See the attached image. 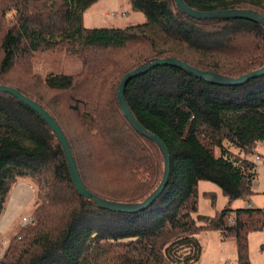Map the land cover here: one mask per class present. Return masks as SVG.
Here are the masks:
<instances>
[{
    "label": "trees",
    "instance_id": "16d2710c",
    "mask_svg": "<svg viewBox=\"0 0 264 264\" xmlns=\"http://www.w3.org/2000/svg\"><path fill=\"white\" fill-rule=\"evenodd\" d=\"M128 1L144 23L89 29L83 13L97 0H0V85L52 116L87 191L132 204L160 185L163 155L124 118L116 96L120 79L143 63L167 58L241 78L264 67V28L246 19L194 20L174 0ZM182 3L198 12L250 9L264 15V0ZM55 49L76 55L81 72L39 79L23 66L22 78L8 76L17 61L23 65L33 53ZM118 51L128 53L117 58ZM35 84L55 96L43 102L31 91ZM123 96L138 124L163 142L170 167L159 197L132 214L102 210L80 197L50 128L0 92V217L20 180L34 182L38 200L31 221L8 239L0 264H192L202 254L196 235L206 231L232 239L236 264H249L247 235L264 229V208L230 206L255 194L249 156L264 143V75L215 86L180 68L157 66L128 79ZM61 105L73 117L69 135L55 115ZM204 181L220 189L227 203L213 217L194 218Z\"/></svg>",
    "mask_w": 264,
    "mask_h": 264
},
{
    "label": "rangeland",
    "instance_id": "374dc122",
    "mask_svg": "<svg viewBox=\"0 0 264 264\" xmlns=\"http://www.w3.org/2000/svg\"><path fill=\"white\" fill-rule=\"evenodd\" d=\"M144 21V15L139 12H134L130 8L128 0H97L96 3L86 9L82 17V24L89 29L112 27L126 28L131 25H140L141 23H144ZM127 53L128 52L118 51L116 56L117 58H121ZM22 62L23 60L17 61L14 64V67L16 65H19V67L12 73V75H8L10 78L12 76L18 79L22 78L18 69H22L23 66H29L32 73L35 76L37 75L39 79L46 75H76L82 70L81 61L76 55L67 54L65 51L59 49L33 53L29 59H26L23 65ZM32 88L39 92H35ZM32 88L31 91L34 94L40 93V97L43 98V102H45L48 97L51 98L55 96V93L45 92L36 84ZM65 111L62 109L61 105V107L59 106L57 111H55V115H57L59 122L63 125L66 133L69 135L72 129H74V121L73 117ZM261 145V149L258 148L259 146H256V154L249 156L250 160H253L256 155L264 158L262 155L264 145ZM258 166L259 168H257L256 175L252 183V190L255 193V196H250L249 199L244 202L245 204H242V201H235L231 204V209L245 206L248 203L255 205V202L260 201L261 206H264V159H261ZM61 191L64 192V189ZM36 193L37 187L31 179H25L23 181L20 180L13 186L9 196L5 200L4 210L2 217L0 218V241L3 239L4 242L7 243L8 239L17 233V229L20 228L19 225H21L23 217L30 218L31 221L30 214L38 202L36 199ZM205 193H210L211 196L204 197L202 194ZM68 194V191L64 193L66 196ZM198 195V213L194 215V218H196L197 215L203 217H213L215 213L220 212V210H222L227 203V199L223 196V194H221L220 189L210 182L204 181L199 184ZM247 237L249 264H263L264 259L262 258L264 256H261V252L258 251V248L260 249V247L257 241V234L249 233ZM196 238L199 240L201 245L202 254L197 263L192 264L236 263V243L232 239L222 240L218 233L214 231H206L196 235ZM262 242H264V240ZM3 247L5 246L0 245V256H2L3 251L7 246L4 249Z\"/></svg>",
    "mask_w": 264,
    "mask_h": 264
},
{
    "label": "water",
    "instance_id": "95a60500",
    "mask_svg": "<svg viewBox=\"0 0 264 264\" xmlns=\"http://www.w3.org/2000/svg\"><path fill=\"white\" fill-rule=\"evenodd\" d=\"M174 5L180 13L194 20L246 19L256 24L258 23L264 28V15L258 12L256 13L250 9H243V10L228 9V10H213V12H201V11L198 12L183 4L182 0H174ZM157 66H169V67L174 66L180 68L185 72L187 71L195 78L200 80L203 79L207 83L215 86L240 85L242 83H245V81L254 78H259V76L264 75V67H262L257 71H253L251 73L245 74V76L241 78L229 79L211 71H203V70L195 69L190 65L184 64L175 58H171V59L167 58V59H157L154 62L143 63L140 67L128 71V73H126L120 79V82L116 89V96H117L119 109L122 111L124 118L138 135H140L143 138H147L151 142H153L163 155L164 171L160 181L161 183L155 191H153L150 195L147 196L146 200L140 203H132V204H125L119 202L114 203L105 199L98 198L95 195H93L91 192L87 191L84 184H82L81 182L78 170H76L75 163L70 152L68 141H66V138L64 137L61 128L57 125V123L54 121L52 116L31 99L28 98L26 99L18 90L14 88L0 85V92L8 94L12 98L14 97L15 99H17L25 107H28L32 112L36 113L40 117V119L47 125V127L50 128V130L52 131V133L56 138V141H58L62 147L63 155L65 156V160H66L67 170H69L71 184L74 185L80 197L86 200H90L98 208L102 210L105 209L116 213L121 212L126 214H132V212H137L146 209L152 202H154L159 197L161 192L166 188L168 184L167 181L170 174L169 154L163 142L161 141L160 138H157L152 133L148 132L146 129H143V127L140 124H138L131 111L128 110L123 96V90L125 84L128 82V79L142 75L143 73Z\"/></svg>",
    "mask_w": 264,
    "mask_h": 264
},
{
    "label": "crops",
    "instance_id": "0c3cea01",
    "mask_svg": "<svg viewBox=\"0 0 264 264\" xmlns=\"http://www.w3.org/2000/svg\"><path fill=\"white\" fill-rule=\"evenodd\" d=\"M261 144H263L264 145V143L263 142H261ZM261 144H257V147L258 148H260L261 149ZM257 147H256V149H257ZM263 148V147H262ZM264 150H262V155L264 156V152H263ZM261 153V152H260ZM260 158L263 160L264 158L263 157H261L260 156ZM257 171V170H256ZM14 186V185H13ZM13 188V187H12ZM12 190V189H11ZM11 192V191H10ZM10 194V193H9ZM9 196V195H8ZM7 196V197H8ZM255 196V195H254ZM253 196V197H254ZM256 196H258V195H256ZM259 197V196H258ZM7 199V198H6ZM238 201V200H237ZM240 201V200H239ZM235 202V201H234ZM233 202V203H234ZM245 201H242V204H245L244 203ZM232 203V204H233ZM256 205V206H255ZM255 205L253 204L252 205V203H248V204H246L245 206H241V207H239V208H257V207H259V208H264V206L262 207L261 206V201L260 202H255ZM3 210H4V208H3ZM2 213H3V211H2ZM1 217H2V214H1ZM0 217V218H1ZM1 220V219H0ZM264 230H262L261 232H257V233H254V234H257V241H258V244H259V247H261L262 245H264V242H262L263 240H264V232H263ZM223 240V239H222ZM8 242V241H7ZM0 245H2V246H7V243H5L4 242V240L2 239L1 241H0ZM5 247H3V249L5 248ZM258 251H260L261 252V256H264V251L263 250H261V249H259L258 248ZM1 254V253H0ZM262 259H264V257L262 258ZM236 264V263H235ZM264 264V263H263Z\"/></svg>",
    "mask_w": 264,
    "mask_h": 264
},
{
    "label": "built area",
    "instance_id": "2783aa9c",
    "mask_svg": "<svg viewBox=\"0 0 264 264\" xmlns=\"http://www.w3.org/2000/svg\"><path fill=\"white\" fill-rule=\"evenodd\" d=\"M112 15H114V14H112ZM112 15H111V16H112ZM252 161H253V164L255 165V170H257V168H259L258 164H259V162L261 161L260 156H259V155H256ZM263 167H264V166H263ZM29 222H30V218L23 217V218H22V223H21V225H26V224L29 223ZM0 257H1V256H0Z\"/></svg>",
    "mask_w": 264,
    "mask_h": 264
}]
</instances>
